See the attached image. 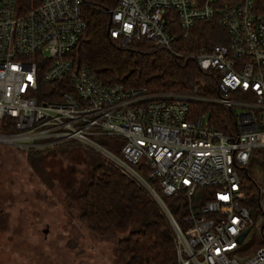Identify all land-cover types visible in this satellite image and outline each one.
Returning <instances> with one entry per match:
<instances>
[{"label": "built area", "instance_id": "1", "mask_svg": "<svg viewBox=\"0 0 264 264\" xmlns=\"http://www.w3.org/2000/svg\"><path fill=\"white\" fill-rule=\"evenodd\" d=\"M82 6L0 0V143L98 153L158 203L177 264H264V248L243 263L230 256L256 226L246 179L253 160L264 164V0H119L109 35L122 46L147 40L175 53L178 38L218 20L222 42L188 56L212 83L183 93L105 85L78 65ZM175 196L187 201L182 222L166 203Z\"/></svg>", "mask_w": 264, "mask_h": 264}, {"label": "trees", "instance_id": "2", "mask_svg": "<svg viewBox=\"0 0 264 264\" xmlns=\"http://www.w3.org/2000/svg\"><path fill=\"white\" fill-rule=\"evenodd\" d=\"M118 2L83 0L86 30L71 53L78 65L89 66L105 85L120 83L127 88H146L151 93L188 92L200 82L209 88L211 80L188 56L203 45L222 42L225 32L217 19L201 22L187 38H178L173 45L175 53L147 40L122 46L109 35L110 11ZM52 87L59 88L60 85ZM215 111L218 117L228 114L224 109ZM214 125L222 128L219 121ZM12 130L8 128L6 132ZM111 141L107 139L104 143L113 148ZM87 154L91 160L89 180L82 190L72 189L67 193L80 202V221L100 235L126 229V234L116 243L120 264H177L173 231L158 203L102 156L89 151ZM152 183L157 186L156 181ZM246 187L249 206L255 211L260 206L257 186L246 179ZM166 203L182 222L187 213L186 199L175 196L166 198ZM260 233L264 239V220Z\"/></svg>", "mask_w": 264, "mask_h": 264}, {"label": "rangeland", "instance_id": "3", "mask_svg": "<svg viewBox=\"0 0 264 264\" xmlns=\"http://www.w3.org/2000/svg\"><path fill=\"white\" fill-rule=\"evenodd\" d=\"M86 150L63 145L40 152L0 143V264H120L116 243L126 229L92 232L80 221V202L67 194L90 178L87 153L99 154ZM249 177L262 200L255 211L250 207L256 226L230 255L241 263L264 248V164L253 160Z\"/></svg>", "mask_w": 264, "mask_h": 264}, {"label": "water", "instance_id": "4", "mask_svg": "<svg viewBox=\"0 0 264 264\" xmlns=\"http://www.w3.org/2000/svg\"><path fill=\"white\" fill-rule=\"evenodd\" d=\"M250 232V229H247L242 236L240 237L239 241L242 242L244 240V238L247 236V234Z\"/></svg>", "mask_w": 264, "mask_h": 264}]
</instances>
